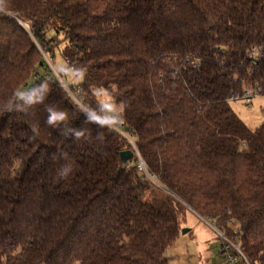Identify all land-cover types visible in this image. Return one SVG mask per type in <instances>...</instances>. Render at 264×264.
Masks as SVG:
<instances>
[{
  "label": "trees",
  "instance_id": "16d2710c",
  "mask_svg": "<svg viewBox=\"0 0 264 264\" xmlns=\"http://www.w3.org/2000/svg\"><path fill=\"white\" fill-rule=\"evenodd\" d=\"M6 8L0 106L47 79L45 104L90 131L65 138L46 123L44 104L0 112V264H168L184 206L264 264V121L251 129L230 105L248 87L264 97V0H7ZM60 34L63 60L87 68L72 86L94 102L91 88L115 85L126 102L124 128L157 185L121 160L125 140L86 124L57 85L42 52L51 60ZM61 151L68 160L52 158Z\"/></svg>",
  "mask_w": 264,
  "mask_h": 264
},
{
  "label": "clouds",
  "instance_id": "9594fccd",
  "mask_svg": "<svg viewBox=\"0 0 264 264\" xmlns=\"http://www.w3.org/2000/svg\"><path fill=\"white\" fill-rule=\"evenodd\" d=\"M7 0H0V13H6ZM57 72L53 75L56 78V83L63 89L65 83L82 84L87 76V68L78 67L68 64L61 60L56 62ZM115 85L112 89L98 86L90 89L91 96L94 102H89L86 99L87 93L80 90V95L73 101L77 112L84 116L86 124H94L100 129L115 131L125 123V111L127 108L126 102L118 100L115 95ZM51 92L50 81L45 79L27 89H17L12 96L5 100L0 106V112H22L29 111L37 105L44 104L47 112L46 123L54 128H59L60 133L65 138H73L77 141L87 138L90 130L78 129L69 127L68 113L51 104H45L47 96ZM97 139H103V132L97 133ZM56 159L68 160V153L61 151L59 154H53ZM72 164L66 163L60 169L61 176H67L72 172Z\"/></svg>",
  "mask_w": 264,
  "mask_h": 264
},
{
  "label": "rangeland",
  "instance_id": "374dc122",
  "mask_svg": "<svg viewBox=\"0 0 264 264\" xmlns=\"http://www.w3.org/2000/svg\"><path fill=\"white\" fill-rule=\"evenodd\" d=\"M52 36V32L48 33ZM60 34L57 46L54 48V57L42 52L44 60L48 63L52 72H57L56 62L63 60L60 51L64 45ZM64 61V60H63ZM247 89H251L248 87ZM230 105L243 122L251 129L264 121L261 108L264 107V97L255 93L250 96V102L246 103L244 95L230 100ZM179 233L173 244L166 250L168 264H220L219 250L222 239L218 230L209 219H204L184 206L178 211Z\"/></svg>",
  "mask_w": 264,
  "mask_h": 264
},
{
  "label": "built area",
  "instance_id": "2783aa9c",
  "mask_svg": "<svg viewBox=\"0 0 264 264\" xmlns=\"http://www.w3.org/2000/svg\"><path fill=\"white\" fill-rule=\"evenodd\" d=\"M53 73L54 72H52V74ZM72 84L73 83H65L63 89L72 99V101H74L77 99V96L80 95V91L78 88L73 87ZM252 94V89H246V91L244 92V98L246 103L250 102V96ZM124 124L114 132L120 135L125 140L127 144V149L132 152V160L139 174L148 182L157 185V176L148 169L146 161L144 160L138 149L135 136L129 130L124 128ZM229 225L233 227L234 233L238 231V227L233 224L232 220H230ZM218 233L222 239V243L219 250L220 264H252L238 245L236 239L229 238L227 234L222 230H218Z\"/></svg>",
  "mask_w": 264,
  "mask_h": 264
},
{
  "label": "water",
  "instance_id": "95a60500",
  "mask_svg": "<svg viewBox=\"0 0 264 264\" xmlns=\"http://www.w3.org/2000/svg\"><path fill=\"white\" fill-rule=\"evenodd\" d=\"M120 158L122 161H127L132 158V152L129 149L122 150L120 152Z\"/></svg>",
  "mask_w": 264,
  "mask_h": 264
}]
</instances>
